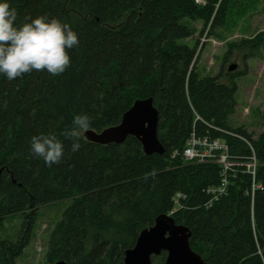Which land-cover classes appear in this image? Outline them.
Listing matches in <instances>:
<instances>
[{
  "label": "trees",
  "instance_id": "obj_1",
  "mask_svg": "<svg viewBox=\"0 0 264 264\" xmlns=\"http://www.w3.org/2000/svg\"><path fill=\"white\" fill-rule=\"evenodd\" d=\"M196 1L9 0L18 26L26 18H57L77 33L79 45L68 50L70 67L59 76L35 70L12 81L0 76V220L29 218L23 240L0 242V264H16L39 207L67 199L71 205L48 236L46 262L124 264L125 251L173 210L177 194L185 198L171 217L190 231L191 249L207 264H264V130L254 137L244 126L230 127L237 106L234 74L226 82L222 74L200 77L195 65L196 34L220 37L234 15L245 13L246 2ZM263 46L259 33L229 43L223 59L240 47L259 57ZM147 98L159 113L162 155H145L134 137L98 145L84 132L82 147L72 152L76 115L87 114L88 130L101 131ZM261 120L264 126V110ZM192 132L224 141L236 161L253 151L262 189L252 198L251 177L237 167L226 194L209 203L206 190L219 184V165L174 155ZM41 134L62 141L59 164L48 167L30 153L31 138Z\"/></svg>",
  "mask_w": 264,
  "mask_h": 264
},
{
  "label": "rangeland",
  "instance_id": "obj_2",
  "mask_svg": "<svg viewBox=\"0 0 264 264\" xmlns=\"http://www.w3.org/2000/svg\"><path fill=\"white\" fill-rule=\"evenodd\" d=\"M196 2L201 3V0ZM245 2L243 6L246 7L245 13L234 15L229 27L217 32L220 37L209 36L206 31L203 35L196 34L195 38H199L200 45L195 65L200 77H215L222 74L223 82H226L229 74L237 73L232 77L237 84L235 94L237 106L229 124L232 128L244 126L248 132L257 137L264 130L261 120L264 110V46L259 57H250L248 50L240 47L233 49L226 62L223 59L229 43L239 44L243 39L253 38L259 33L264 34V0H245ZM196 27L200 30V23H196ZM193 44L194 41H190V45ZM231 65L236 66L234 71H228ZM71 203L72 200L67 199L41 206L36 210L29 242L17 257L16 264H48L45 258L48 236ZM178 206L180 203L175 204L168 215L175 213ZM28 220L29 218L22 214L1 219L0 242L15 243L23 240ZM163 254L166 257V253L153 257L152 264H156Z\"/></svg>",
  "mask_w": 264,
  "mask_h": 264
},
{
  "label": "clouds",
  "instance_id": "obj_3",
  "mask_svg": "<svg viewBox=\"0 0 264 264\" xmlns=\"http://www.w3.org/2000/svg\"><path fill=\"white\" fill-rule=\"evenodd\" d=\"M26 19L18 26L16 9L9 0H0V76L12 81L34 70L61 75L71 64L68 50L79 45L77 33L57 18ZM72 124L71 150L76 152L82 147L79 137L91 127V120L87 114H78ZM30 153L51 167L60 163L64 145L54 135L41 134L31 138Z\"/></svg>",
  "mask_w": 264,
  "mask_h": 264
},
{
  "label": "water",
  "instance_id": "obj_4",
  "mask_svg": "<svg viewBox=\"0 0 264 264\" xmlns=\"http://www.w3.org/2000/svg\"><path fill=\"white\" fill-rule=\"evenodd\" d=\"M235 65L228 67L234 71ZM158 110L151 98L136 100L123 114L121 122L101 131L87 130L83 137L98 145L122 144L128 137L136 138L147 156L162 155L164 148L157 136ZM3 169H0V178ZM191 233L175 224L169 215H160L153 226L143 229L133 248L124 253V264H152V258L166 253L163 264H207L189 244ZM54 264H68L57 261Z\"/></svg>",
  "mask_w": 264,
  "mask_h": 264
},
{
  "label": "built area",
  "instance_id": "obj_5",
  "mask_svg": "<svg viewBox=\"0 0 264 264\" xmlns=\"http://www.w3.org/2000/svg\"><path fill=\"white\" fill-rule=\"evenodd\" d=\"M203 3V0H201ZM174 155H180L184 161L196 163H213L220 167V181L216 186L208 187L206 193L212 196L209 203L218 200L226 194L227 187L230 183V178L235 177V168L242 167L243 172L251 177L250 196L253 198L255 191L261 190L262 185L256 181L257 159L254 152L245 161H236L229 155L226 143L220 139H210L206 137H197L192 132L186 140L184 148ZM183 197L177 194L174 203H179V198ZM185 198V197H183Z\"/></svg>",
  "mask_w": 264,
  "mask_h": 264
}]
</instances>
